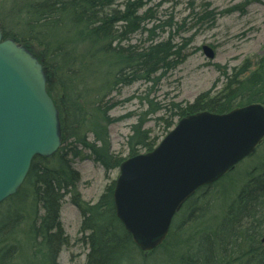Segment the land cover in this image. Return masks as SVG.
I'll return each mask as SVG.
<instances>
[{
    "label": "trees",
    "instance_id": "obj_1",
    "mask_svg": "<svg viewBox=\"0 0 264 264\" xmlns=\"http://www.w3.org/2000/svg\"><path fill=\"white\" fill-rule=\"evenodd\" d=\"M118 1L0 0L4 37L25 45L43 63L62 137L56 153L36 156L17 193L0 203V264H60V254L70 244L61 218L67 197L82 216L79 239L89 249L85 264H264L262 164L245 174L235 195L214 189L222 179L213 190L199 189L176 214L165 241L151 251L135 245L116 214V180L96 202L84 199L83 178L74 164L85 149L108 173L159 143L141 116L131 126L128 156L112 152L109 126L133 114L111 117L118 105L113 94L137 81L154 83L158 72L186 59L184 41L175 43L170 35L148 44L132 43L138 32L153 35L144 23L154 14L143 11L144 0H124L120 6ZM196 17L213 19L205 10ZM218 70L224 75L221 87L216 88L217 80L194 101L162 104L142 115L164 111L157 120L166 122L168 130L175 119L199 112L224 114L250 104L264 106V52L254 62L247 58L231 71L220 65Z\"/></svg>",
    "mask_w": 264,
    "mask_h": 264
},
{
    "label": "water",
    "instance_id": "obj_2",
    "mask_svg": "<svg viewBox=\"0 0 264 264\" xmlns=\"http://www.w3.org/2000/svg\"><path fill=\"white\" fill-rule=\"evenodd\" d=\"M204 52L210 59L214 51ZM59 110L43 63L0 27V203L17 193L36 156L61 146ZM264 139V106L199 112L178 121L151 151L125 159L114 189L116 214L135 244L151 251L167 238L175 215ZM264 241V238H263Z\"/></svg>",
    "mask_w": 264,
    "mask_h": 264
},
{
    "label": "rangeland",
    "instance_id": "obj_3",
    "mask_svg": "<svg viewBox=\"0 0 264 264\" xmlns=\"http://www.w3.org/2000/svg\"><path fill=\"white\" fill-rule=\"evenodd\" d=\"M123 1H118L117 5L120 6ZM144 1L143 11L150 9L154 14L144 26L153 28L154 33L138 32L132 36V43L148 44L152 38L157 41L170 35L175 43L184 41L182 46L186 59L172 70L158 72L154 83L137 81L113 94V100L118 101V105L109 112L111 117L133 113L109 126L112 152L121 157L128 156L127 141L132 133L131 126L141 116L147 118L144 127L151 129L152 136L158 137L159 142L171 129L167 130L166 122L157 120L164 111L157 110L148 116H143V112L166 103L194 101L200 93L211 89L217 80L216 88L222 86L224 75L220 76L219 65L231 71L247 58L254 62L264 52V0ZM204 10L211 13L213 19H197L196 14ZM205 46L213 49L214 58L206 56ZM148 100L153 101L154 106ZM177 121L175 119V124ZM83 153L84 157L77 158L74 164L83 178L80 190L85 200L96 202L105 186L118 178L119 169L106 173L88 150ZM261 164L264 166V142L253 155L243 159L222 178L219 187L213 186L214 189L235 195L243 185L245 174ZM61 218L70 236V244L61 252L60 264H85L89 249L79 239L82 216L78 208L69 202V197L63 203Z\"/></svg>",
    "mask_w": 264,
    "mask_h": 264
},
{
    "label": "bare ground",
    "instance_id": "obj_4",
    "mask_svg": "<svg viewBox=\"0 0 264 264\" xmlns=\"http://www.w3.org/2000/svg\"><path fill=\"white\" fill-rule=\"evenodd\" d=\"M115 205V204H114ZM131 235V234H130ZM133 238V237H132ZM133 242H134V240H133ZM135 243V242H134ZM136 245V244H135ZM137 246V245H136ZM138 247V246H137ZM139 248V247H138ZM140 249V248H139Z\"/></svg>",
    "mask_w": 264,
    "mask_h": 264
}]
</instances>
